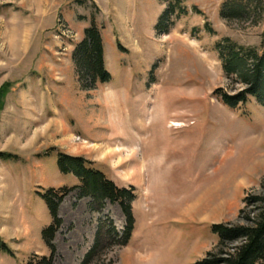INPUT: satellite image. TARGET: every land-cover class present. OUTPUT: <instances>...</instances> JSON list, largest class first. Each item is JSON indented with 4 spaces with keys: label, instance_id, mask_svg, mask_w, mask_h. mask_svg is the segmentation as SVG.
<instances>
[{
    "label": "rangeland",
    "instance_id": "1",
    "mask_svg": "<svg viewBox=\"0 0 264 264\" xmlns=\"http://www.w3.org/2000/svg\"><path fill=\"white\" fill-rule=\"evenodd\" d=\"M165 1L0 0V154L11 156L0 157V244L12 251L0 250V264H194L217 243L211 225H243L264 207V108L249 99L230 109L213 95L244 88L214 44L262 51L264 11L225 20V0H186L189 13L157 35ZM92 14L111 80L82 89L71 55ZM58 153L133 187L126 245L118 204L90 210ZM62 187L72 189L51 249L43 194ZM98 230L109 234L85 262Z\"/></svg>",
    "mask_w": 264,
    "mask_h": 264
},
{
    "label": "trees",
    "instance_id": "2",
    "mask_svg": "<svg viewBox=\"0 0 264 264\" xmlns=\"http://www.w3.org/2000/svg\"><path fill=\"white\" fill-rule=\"evenodd\" d=\"M185 1H165L166 6L154 26L157 35L167 34L174 20L189 13L184 7ZM92 6L96 11L98 10L94 4ZM192 9L201 14L195 6ZM251 11L257 12L258 15L262 14L264 11L262 0H225L219 8V15L225 20H240L244 16L248 17ZM205 30L209 34L214 33L208 24L205 25ZM214 49L225 75L235 78L244 88L234 95L216 89L213 95L230 109L240 108L249 99H253L257 105L264 108V49L258 52L255 48L243 47L228 38L217 41ZM71 61L77 82L82 89H91L97 84H106L111 80L104 61L101 28L96 25L93 14L89 25L83 29L81 40L74 47ZM0 157L11 156L1 153ZM57 166L61 174H70L77 178L76 189L81 198L90 199V210L100 212L105 202L118 204L125 219V226L117 244L126 245L134 222L131 212V203L135 199L133 187H117L103 172L94 168L92 163L79 157L58 153ZM71 189L49 188L43 194L50 214V224L43 229L42 240L44 245L51 249L52 238L61 225L57 209ZM255 200L264 203V198ZM243 220L245 221L243 225H211L212 232L217 236V243L212 251L207 252L203 259L194 264H264V207L257 213L248 212ZM108 234V231H104L102 235L99 230L97 231L92 247L85 255V262L93 257L101 239L107 238ZM233 242L236 244L229 246ZM0 250L12 255V251L3 244H0ZM38 264H50V262L43 256Z\"/></svg>",
    "mask_w": 264,
    "mask_h": 264
},
{
    "label": "bare ground",
    "instance_id": "3",
    "mask_svg": "<svg viewBox=\"0 0 264 264\" xmlns=\"http://www.w3.org/2000/svg\"><path fill=\"white\" fill-rule=\"evenodd\" d=\"M176 125H178V124H176ZM230 150H231V149H230ZM211 188H212V187H211ZM211 188H207V189H206V193H205L206 195H207L208 192L211 191Z\"/></svg>",
    "mask_w": 264,
    "mask_h": 264
}]
</instances>
